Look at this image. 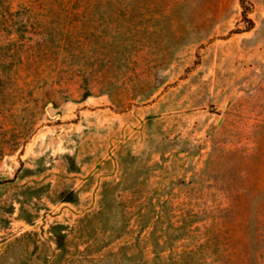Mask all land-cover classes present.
Returning a JSON list of instances; mask_svg holds the SVG:
<instances>
[{
    "label": "rangeland",
    "instance_id": "obj_1",
    "mask_svg": "<svg viewBox=\"0 0 264 264\" xmlns=\"http://www.w3.org/2000/svg\"><path fill=\"white\" fill-rule=\"evenodd\" d=\"M0 264H264V0H0Z\"/></svg>",
    "mask_w": 264,
    "mask_h": 264
},
{
    "label": "water",
    "instance_id": "obj_2",
    "mask_svg": "<svg viewBox=\"0 0 264 264\" xmlns=\"http://www.w3.org/2000/svg\"><path fill=\"white\" fill-rule=\"evenodd\" d=\"M50 111H55L54 108H50Z\"/></svg>",
    "mask_w": 264,
    "mask_h": 264
},
{
    "label": "bare ground",
    "instance_id": "obj_3",
    "mask_svg": "<svg viewBox=\"0 0 264 264\" xmlns=\"http://www.w3.org/2000/svg\"><path fill=\"white\" fill-rule=\"evenodd\" d=\"M51 113H53L54 111H50Z\"/></svg>",
    "mask_w": 264,
    "mask_h": 264
}]
</instances>
